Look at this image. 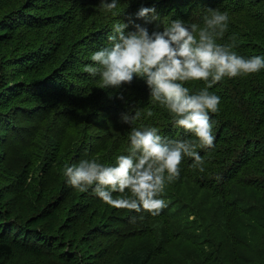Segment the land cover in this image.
Here are the masks:
<instances>
[{"label":"trees","instance_id":"16d2710c","mask_svg":"<svg viewBox=\"0 0 264 264\" xmlns=\"http://www.w3.org/2000/svg\"><path fill=\"white\" fill-rule=\"evenodd\" d=\"M141 3L155 6L161 28L175 16L202 23L200 13L207 8L227 9L229 27L220 42L238 33L235 51H264V0H118L113 10L105 9L100 0H0V264L10 263L16 248L51 257L44 264H81L85 257L90 264H109L115 256L110 264H152L170 239L200 236L195 228L188 231L189 223H182L193 206L197 210L195 205L202 206L198 219L210 227H224L229 236L232 224H223L225 212L257 210L260 216L264 131L244 126L245 132L236 119L240 112L264 120V69L211 86L221 96L219 111L212 114L214 145L200 150L203 171L191 165V157L182 159L180 176L165 184V206L157 215L112 210L102 201L95 204L100 198L91 191L65 183V161L91 156L109 163L125 151L129 126L118 114L130 106L142 112L137 126L155 123L165 134L190 135L173 128L166 111L150 103L141 79L115 91L100 88L99 77L84 69L93 63L87 53L107 43L101 38L111 21L127 19L125 13ZM133 19L147 23L150 30L159 23ZM186 83L194 90L203 82ZM149 107L151 116L146 115ZM258 158L261 164L253 162ZM49 171L62 176L61 186L52 188L55 193L43 202L47 180H42V173ZM22 216L25 222L19 221ZM86 220V231L80 235V222ZM144 232L155 237L151 244L125 243V237ZM53 244L61 246L60 252Z\"/></svg>","mask_w":264,"mask_h":264},{"label":"clouds","instance_id":"9594fccd","mask_svg":"<svg viewBox=\"0 0 264 264\" xmlns=\"http://www.w3.org/2000/svg\"><path fill=\"white\" fill-rule=\"evenodd\" d=\"M107 10L118 0H100ZM116 16V12H112ZM127 19H113L101 39L107 43L87 53L93 63L84 65L91 77H99L100 88L119 90L141 79L150 103L164 109L173 128L190 135H168L155 123H141L140 109L130 106L120 111L118 120L129 126L127 147L104 163L85 156L65 161L61 169L65 183L80 191H91L118 208L157 215L165 206L161 195L165 184L181 174V161L191 157V165L203 171L200 150L214 145L212 114L219 111L221 96L211 86L225 78L243 76L264 69V51L240 54L238 33L220 42L229 27L227 9L207 8L200 13L202 23L175 16L159 27L154 5L141 3ZM133 17L158 21L150 30ZM132 25V27H129ZM202 81L190 89L186 82ZM118 96L122 93L117 91ZM147 116L152 115L149 107ZM113 192L120 195L113 196ZM138 217H132L136 219ZM142 218V215L139 217Z\"/></svg>","mask_w":264,"mask_h":264},{"label":"rangeland","instance_id":"374dc122","mask_svg":"<svg viewBox=\"0 0 264 264\" xmlns=\"http://www.w3.org/2000/svg\"><path fill=\"white\" fill-rule=\"evenodd\" d=\"M14 5L10 6L13 7ZM9 7V8H10ZM240 118L237 117V123H240L243 126V130H245L244 126H247L248 129L252 128L256 131H264V120L262 119H252L247 118L242 113L238 112ZM120 146V145H119ZM261 158L253 159V162L256 164H261ZM53 171L43 172L42 180H47V189L42 193L43 202H47L49 198L53 196L55 190L52 188H59L60 178ZM5 181H2L4 183ZM1 183V184H2ZM42 187V186H41ZM252 189V188H251ZM255 193V190H252ZM54 192V193H53ZM250 193V191H249ZM120 195L119 193L113 192V196ZM257 195H261L258 191ZM263 195V194H262ZM264 200V198H262ZM103 203L109 205L112 210H120L122 208H118L116 206L110 205L103 200L94 201L95 204ZM197 210L193 206L191 214L185 216L182 220V223H189V230L191 231L193 228L197 229L201 234L200 236H196L195 240H190L187 238L186 240H178V239H170L166 246L159 250L156 255V258L153 260L152 264H260L262 263V259H264V207L260 209L261 211L258 213L260 216L257 217V210L248 213H241L238 211H227L225 212L227 215H223L227 222L223 224H232V235H224V227H210V224H206L202 219H198L197 216L200 215L199 211L202 206L198 207L195 205ZM125 211H129L130 209L123 208ZM102 208L99 209L101 211ZM207 209L204 208V211ZM257 217V218H256ZM20 222H25V217H19ZM255 218V219H254ZM62 220V218H60ZM59 220V222H60ZM233 220H236L235 222ZM253 220V221H252ZM252 221V222H250ZM86 221L80 222V230L78 234L85 233L86 231ZM234 222V223H233ZM247 222H250L247 224ZM202 224V225H201ZM234 224V226H233ZM239 224H243V226H238ZM60 227V226H59ZM61 228H66V224L61 225ZM231 228V226H230ZM242 228L244 231L242 232ZM231 230V229H230ZM47 233L52 234L51 231ZM198 232V233H199ZM112 238V237H111ZM155 237H150L146 232L131 236L125 237V243H131L135 247L145 246L146 244H151ZM18 239L22 240V236ZM198 239V241H197ZM108 239L106 240V242ZM210 242V245H209ZM54 245V244H53ZM59 247L57 251L60 252L61 246L54 245ZM77 245L74 244V247ZM81 248V245L77 246ZM45 250V247H42ZM108 256L107 258H109ZM195 257H200L202 261H197ZM51 257L49 256H34L32 254L27 253L23 249L16 248L9 257L10 263L5 264H14L16 261L18 264H44L49 261ZM106 258V259H107ZM116 261V256L110 260V263ZM166 261V262H165ZM109 263V264H110ZM81 264H90L89 261L85 258L81 261Z\"/></svg>","mask_w":264,"mask_h":264}]
</instances>
